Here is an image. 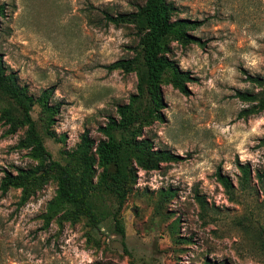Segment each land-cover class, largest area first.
<instances>
[{
  "label": "rangeland",
  "instance_id": "rangeland-1",
  "mask_svg": "<svg viewBox=\"0 0 264 264\" xmlns=\"http://www.w3.org/2000/svg\"><path fill=\"white\" fill-rule=\"evenodd\" d=\"M171 1L178 17L199 22L192 31L199 42H172L170 54L195 80L188 95L162 85L163 120L142 127L140 138L179 160L138 171L121 211L130 255L121 250L111 218L95 229L85 220L44 228L42 214L56 189L49 183L22 207L19 190L0 193V264H264V195L254 177L264 173V111L238 117L248 104L234 96L252 89L247 74L264 76V0ZM0 2L1 62L35 99L51 91L48 104L59 106L51 130L65 140L44 133L38 102L32 117L47 150L62 161L84 129L103 138L98 126L135 93V72L106 68L134 56V30L108 23L104 14L134 11L144 0ZM5 129L0 122V178L3 169L34 163L15 148L23 129L10 135ZM238 163L253 171L247 189L238 184ZM218 170L233 182V199L217 181ZM168 190L173 197L162 196Z\"/></svg>",
  "mask_w": 264,
  "mask_h": 264
},
{
  "label": "trees",
  "instance_id": "trees-1",
  "mask_svg": "<svg viewBox=\"0 0 264 264\" xmlns=\"http://www.w3.org/2000/svg\"><path fill=\"white\" fill-rule=\"evenodd\" d=\"M3 16L5 5L0 2V22ZM104 18L115 26L130 25L134 30L137 38V44L132 48L134 56L120 58L106 68L135 72L136 91L127 102L117 104L115 116H107V121L98 126L103 138L95 140L90 131L84 129L75 147L64 153L62 161L54 159L47 150L43 135L32 117L33 107L38 102L44 133L58 142L65 140L64 136L57 137L51 130L59 108L48 104L51 91L46 89L35 99L26 86L19 83L14 72L6 71L0 59V122L6 126L5 135L23 129V136L15 148L26 151L34 162L26 167L3 169L0 193L4 195L10 189L19 190L17 206L22 207L44 186L54 183V196L42 214L44 228L53 221L63 226L85 220L87 226L95 229L111 218L110 226L119 237L121 250L130 255L121 211L131 186L138 179V171H153L162 163L179 160V156L171 151L155 148L150 139L140 138L141 130L145 125L163 120L162 85H171L181 94H189L188 83L195 78L171 59V44L176 42L186 47L198 43L199 39L192 31L197 29L199 22L178 17L171 0H144L134 11L115 15L105 13ZM245 79L252 89L237 90L234 94L248 104L238 113L241 118L264 111V76L247 74ZM237 168L240 173L238 184L242 190L247 189L253 171L248 163H238ZM215 176L228 198L233 199L235 186L230 178L219 170ZM254 177L264 195V173L257 171ZM162 196L173 197L174 192L168 190ZM194 196L201 210L208 212L204 197L198 192ZM262 247L264 249V238ZM204 264L216 263L205 261Z\"/></svg>",
  "mask_w": 264,
  "mask_h": 264
}]
</instances>
